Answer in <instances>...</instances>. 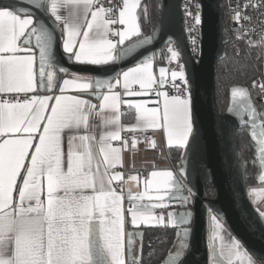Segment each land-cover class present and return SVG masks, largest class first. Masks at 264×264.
<instances>
[{
  "label": "snow or ice",
  "instance_id": "obj_1",
  "mask_svg": "<svg viewBox=\"0 0 264 264\" xmlns=\"http://www.w3.org/2000/svg\"><path fill=\"white\" fill-rule=\"evenodd\" d=\"M139 7L140 0H121L117 15L101 0H0V264H142L143 234L136 231L141 226L176 230L179 243L161 264H189L195 184L185 165L193 152L202 156L205 169L207 145L193 110L190 61L180 42L159 27L143 33ZM185 16L193 21L191 35L202 25V13L186 7ZM160 40L169 67L160 66L157 78L150 47ZM192 45L195 51V38ZM65 58L103 75L69 77ZM126 63L131 66L117 70ZM57 72L65 78L57 80ZM169 76L175 95L163 90ZM149 93L156 97L153 107L135 99ZM231 100L227 112L250 126L255 138L264 114L244 87H232ZM122 105L135 110L136 123L127 131L159 130L180 151L175 170H153L143 179L129 175L143 190L129 188L126 194L113 183L123 182L122 174L111 171L121 161V149L111 142L121 140ZM94 113L111 126L98 139L90 134ZM230 130L234 126L220 119L213 135L222 140ZM123 142L127 147L126 138ZM137 142L134 137L133 149ZM146 142L155 147L153 140ZM258 142L264 169V127ZM259 180L264 183V172ZM211 221L213 240L221 239L216 231L221 221L216 215ZM136 236L141 255L134 248ZM226 247L227 256L225 246L211 244L208 264H223L225 258L227 264H254L253 256L264 264V254L253 250L250 256L239 239L231 238Z\"/></svg>",
  "mask_w": 264,
  "mask_h": 264
},
{
  "label": "water",
  "instance_id": "obj_2",
  "mask_svg": "<svg viewBox=\"0 0 264 264\" xmlns=\"http://www.w3.org/2000/svg\"><path fill=\"white\" fill-rule=\"evenodd\" d=\"M179 1L160 0L159 19L153 30L145 35L153 34L159 27L163 33L170 34L180 42L182 51L185 53L184 59L190 61L188 78L193 84V110L197 125L202 133V144L206 143L207 145L205 169L200 168L202 156L193 152L189 153L185 165L188 178L195 184L192 232L188 238L192 249L189 264H208L210 250L209 225L207 222L210 213L216 215L232 236L242 242L243 248L248 251L250 256L253 255V250L264 254V239L260 237L261 232H264V218L260 216L261 212L258 207L252 204L247 195V168L252 166L256 169L253 175L254 185L261 183L259 175L264 172L259 163L260 145L258 142L259 132L261 127H264V122L257 121V128L255 129L257 135L254 138L250 126L240 125L238 123L240 118L227 112V108L232 103L231 88L234 86L229 89V100L226 107L222 112L218 111L215 100L214 69H216V62L225 57L224 46L228 41L224 35L226 27L225 11L221 0H198L202 7V25L200 28L202 55L200 53L197 61L192 58L188 49ZM59 35L58 31L57 36ZM165 47L164 42L160 40L150 47V51L153 56H156ZM62 63L65 68L69 69V73L89 74L91 76L103 75L91 70L95 66L77 65L67 61L66 58ZM122 66L126 68L131 64H117V70ZM86 68L88 70H85ZM250 99L257 112L264 114L251 97ZM244 118L247 119L246 114ZM220 119H226L234 126V131L230 130L222 140L213 135V128L220 123ZM243 130L250 136L254 149L253 158L248 161L241 159L237 140L238 134ZM207 186L214 189L213 195L207 192ZM250 226L255 228V232L250 230ZM139 238V236H136V239ZM253 258L261 264L255 256Z\"/></svg>",
  "mask_w": 264,
  "mask_h": 264
},
{
  "label": "trees",
  "instance_id": "obj_3",
  "mask_svg": "<svg viewBox=\"0 0 264 264\" xmlns=\"http://www.w3.org/2000/svg\"><path fill=\"white\" fill-rule=\"evenodd\" d=\"M160 0H142L140 6V21L144 34L150 32L155 27L159 15ZM224 6L223 1H221ZM146 12V15H145ZM226 20V19H225ZM228 41L224 46L225 57L215 64V100L219 112H222L229 100V89L232 86H242L247 89L250 97L259 108H264V101H259L261 91L256 85L259 77L264 79L263 62L264 46L256 39H245L227 35ZM163 57L164 50L160 52ZM255 82V86L253 85ZM128 119H132V113L127 111ZM127 120V118H126ZM241 159L248 161L253 158V143L246 131H241L238 136ZM167 158L171 168H176L179 163L180 151L176 147L167 150ZM256 169L249 166L247 168L248 182L254 184ZM207 192L214 194V189L207 186ZM186 195H188L185 190ZM192 210V209H191ZM192 223V222H191ZM143 234L142 264H161V257L167 255L169 250H173V244L179 243L172 228L145 227L137 230ZM138 241V243H137ZM134 248L137 255L140 253V238H134Z\"/></svg>",
  "mask_w": 264,
  "mask_h": 264
},
{
  "label": "crops",
  "instance_id": "obj_4",
  "mask_svg": "<svg viewBox=\"0 0 264 264\" xmlns=\"http://www.w3.org/2000/svg\"><path fill=\"white\" fill-rule=\"evenodd\" d=\"M140 0V6H141ZM137 11H140V7L137 9ZM61 12L65 15L68 14V10L61 9ZM118 39V38H113ZM164 54L163 57H160L161 54L154 56V75L158 78L159 72L158 69L160 66L169 67L165 56L167 55V49H163ZM172 67H175V63H173ZM73 73H68V76L70 77ZM77 75L81 76H91L89 74H80L75 73ZM65 78L63 74L57 73V80H62ZM170 76L168 77V79ZM133 88L139 89V85H132ZM117 91L123 92L122 87H118L116 89ZM125 99H128L129 97L125 96ZM135 99H145L147 101L148 107H153L155 104V95L154 93H149L148 95L140 98ZM92 103H97V101L92 98ZM125 110V112H123ZM100 109L97 108L96 112H99ZM127 111H130L132 113V119H128V115H126ZM121 115H120V126H121V140H115L112 141L113 147H118L121 149V161L116 166L121 167V174L123 176V182H113L114 185L117 186V191H124L125 194L131 188V191L135 193L137 189L143 190V184H137L136 182L128 181L127 177L129 175H137L141 179L145 178L151 171L153 170H175L179 167V163L176 168H171L168 158H167V150L169 148L175 147V146H169L166 142V138L163 136L162 132L159 130H153L148 129L146 132H141L137 130L135 133L127 131L129 127L134 125L136 123L135 120V110L134 109H128L126 105H122L120 109ZM264 113V111H263ZM127 118V120H126ZM111 126L105 125L101 119L100 116L93 114V116L90 118V134L94 135L97 139L99 138V135L101 132L110 130ZM80 134H84L83 131H81ZM144 135H149L150 139L155 142V147L153 148L150 143H147L144 139ZM136 137L138 138V142L136 144V147L133 149L131 147V141L132 139ZM127 139L128 146H124V139ZM144 171H148V173L144 174ZM128 175V176H127ZM184 195H186V192H184ZM147 203L148 201L145 200ZM125 207H127V202H125ZM171 210V209H169ZM179 210V209H178ZM155 212L159 213L160 210L156 209ZM193 220V218H192ZM145 228L144 226H141L139 229ZM137 229V230H139ZM128 230L132 231L131 225H128ZM136 230V231H137ZM138 243V241H137ZM228 253V252H227ZM227 253L225 252V256H227ZM234 259V258H233ZM225 263H227V259L225 258L223 260ZM254 264H260L258 261H256L253 258ZM238 264V262H237ZM246 264V262H245Z\"/></svg>",
  "mask_w": 264,
  "mask_h": 264
},
{
  "label": "built area",
  "instance_id": "obj_5",
  "mask_svg": "<svg viewBox=\"0 0 264 264\" xmlns=\"http://www.w3.org/2000/svg\"><path fill=\"white\" fill-rule=\"evenodd\" d=\"M224 3V11H225V37L227 35L245 39H256L260 41L264 46V0H221ZM105 7H113L117 10L118 15V7L121 3V0H101ZM181 10L183 16V24L187 37V44L189 52L194 60H198L201 53V26H199L195 31L189 35L188 33V25L192 24L193 21L190 17L185 16V8L188 7V10L193 14L196 12L202 13L201 4L198 0H180ZM237 13L240 15L239 21H237ZM115 38V37H113ZM195 38L197 40L196 50L193 51L192 39ZM263 72H264V62H263ZM259 81H263L262 77L258 78ZM261 85V84H260ZM157 87V85H154ZM163 90L169 92L171 95L177 94L175 92V88L170 78L168 79V83L164 86ZM153 94V93H152ZM125 112V110L123 111ZM144 139H150L149 135H144ZM111 171H119L121 172V167L116 166ZM144 174L148 173V171H144ZM128 176V175H127ZM258 210L261 212L260 208L264 209V199L259 201ZM214 214L210 213L208 218Z\"/></svg>",
  "mask_w": 264,
  "mask_h": 264
},
{
  "label": "rangeland",
  "instance_id": "obj_6",
  "mask_svg": "<svg viewBox=\"0 0 264 264\" xmlns=\"http://www.w3.org/2000/svg\"><path fill=\"white\" fill-rule=\"evenodd\" d=\"M165 49H167L165 47ZM264 83L263 81L256 80V85L259 87L261 91V96L258 98L259 101H264V90H261L260 84ZM253 189H256V192H253ZM247 195L249 199L251 200L252 204L256 207L259 204V201L264 199V184L263 183H257V185H254L252 183L248 182L247 186ZM261 213H264V209L260 208ZM264 218V217H263ZM208 225H209V246L213 243L216 244L217 248H220L222 246H225V252L227 253V245L230 244V239L234 238L232 234L229 232V230L226 228L223 222H221V228L219 230H216L218 233V236L221 237V239L213 240V225L211 221V216L208 218ZM174 250V249H173ZM245 250V249H244ZM234 251V250H233ZM228 254V253H227ZM235 259V257H233ZM223 264H227L223 261Z\"/></svg>",
  "mask_w": 264,
  "mask_h": 264
},
{
  "label": "flooded vegetation",
  "instance_id": "obj_7",
  "mask_svg": "<svg viewBox=\"0 0 264 264\" xmlns=\"http://www.w3.org/2000/svg\"><path fill=\"white\" fill-rule=\"evenodd\" d=\"M259 110H262V111H264V108L262 107V108H260Z\"/></svg>",
  "mask_w": 264,
  "mask_h": 264
}]
</instances>
